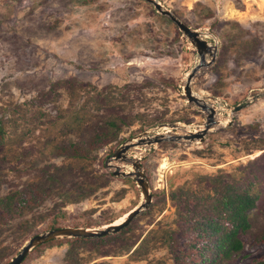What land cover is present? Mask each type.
Here are the masks:
<instances>
[{"label": "rangeland", "instance_id": "obj_1", "mask_svg": "<svg viewBox=\"0 0 264 264\" xmlns=\"http://www.w3.org/2000/svg\"><path fill=\"white\" fill-rule=\"evenodd\" d=\"M156 1L217 41L193 93L225 107L259 98L218 111L203 142L135 146L108 162L158 125L177 124L158 131L170 136L202 129L206 113L183 94L196 51L142 0H0V201L14 194L0 204V264L36 235L100 228L136 207L139 186L112 175L135 160L151 195L143 212L116 234L46 242L21 264H209L182 217L230 185L255 206L240 250L214 264L264 261V11L258 0Z\"/></svg>", "mask_w": 264, "mask_h": 264}, {"label": "water", "instance_id": "obj_2", "mask_svg": "<svg viewBox=\"0 0 264 264\" xmlns=\"http://www.w3.org/2000/svg\"><path fill=\"white\" fill-rule=\"evenodd\" d=\"M149 5H151L154 10L159 13L161 16L167 17L172 23L176 25L181 34L189 41L192 45L196 54L198 56V62L194 65L186 76L185 85L183 87V94L186 100L190 103H193L197 106L202 112L206 113V123L196 132L186 131L183 135H175L170 136L166 133H159L158 131L161 129L173 130L178 129L177 124H162L158 125L153 129L154 134L150 132H144L139 134L133 138L128 139L123 143L117 151L113 154L111 158H108V162H117L118 160H124L123 154L135 146H150L155 143H159L161 141L169 140L174 142L184 141L186 143H197L203 142L205 135L209 132V129L221 122L217 121L215 117L218 115V111H220V101L218 99H213L216 103V106L210 105L207 106L206 99L199 97L191 90V81L193 77L197 74V72L202 69L210 66L217 54V41L210 33L200 32L197 30H193L184 23H182L171 11L163 7L156 0H142ZM205 38H211L213 40V44L209 43ZM264 94V93H263ZM259 96L253 99H246L243 102L233 106V107H225V111L229 110L230 114L236 113L239 110L247 107L250 103L258 99ZM231 121H228V126ZM107 165V163H106ZM132 168L131 172H123L120 170V167L114 166V172L112 173L115 177H130L140 188L141 200L139 204L134 207L132 210L125 214V217L119 223H110L100 228H60L47 231L45 233L36 235L30 238L19 250L18 254L10 260L8 264H21V262L25 259V257L29 254L31 250L34 248L61 238H82V239H93V238H101L107 235L116 234L120 232L123 228H125L137 215L143 212L151 202V195L149 192L148 183L144 177V174L141 171V166L138 160L131 162ZM108 166V165H107Z\"/></svg>", "mask_w": 264, "mask_h": 264}, {"label": "trees", "instance_id": "obj_3", "mask_svg": "<svg viewBox=\"0 0 264 264\" xmlns=\"http://www.w3.org/2000/svg\"><path fill=\"white\" fill-rule=\"evenodd\" d=\"M1 134L0 128V140ZM213 181L221 183L220 178L213 179ZM13 195L6 196L0 204L12 201ZM209 198L210 201L203 202L199 205L200 208L196 209L198 214H193L192 217H182V220L186 225V230L193 232L189 241L190 246L193 244L198 247L196 242H200V247L203 248L202 254L205 255V257L202 255V259L208 261L209 264H214L218 259L217 253L222 258H227L230 253L240 250L239 235L248 228L247 213L254 208L255 198L247 191L233 185L215 186ZM51 228H53L52 225ZM204 240L205 243H203ZM204 251L209 254L206 255ZM259 264H264V261Z\"/></svg>", "mask_w": 264, "mask_h": 264}, {"label": "bare ground", "instance_id": "obj_4", "mask_svg": "<svg viewBox=\"0 0 264 264\" xmlns=\"http://www.w3.org/2000/svg\"><path fill=\"white\" fill-rule=\"evenodd\" d=\"M258 5H259V8L262 10V11H264V0H258ZM207 106L208 107H210V105L207 103ZM220 111L222 112H225V107L224 106H222L221 104H220ZM227 123V119L226 120H224V123L222 122V124H226ZM221 124V123H220ZM163 133V132H162ZM162 166H161V168H165L166 167V164H161ZM123 217H125V214L123 215V216H121L119 219H117V220H115L113 223H119L122 219H123Z\"/></svg>", "mask_w": 264, "mask_h": 264}]
</instances>
